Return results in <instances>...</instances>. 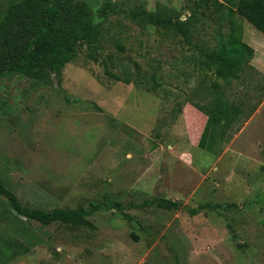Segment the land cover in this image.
<instances>
[{
  "label": "rangeland",
  "instance_id": "rangeland-1",
  "mask_svg": "<svg viewBox=\"0 0 264 264\" xmlns=\"http://www.w3.org/2000/svg\"><path fill=\"white\" fill-rule=\"evenodd\" d=\"M21 1L0 0V20ZM77 1L97 22L109 15L100 61L81 46L61 80L0 79V179L31 209L83 207L90 225H42L0 196V264H264V74L247 66L225 82L204 69L230 30L228 0ZM141 11L191 19L188 37ZM236 21L262 56L250 40L264 35ZM217 91L243 120L211 154L196 147L194 105Z\"/></svg>",
  "mask_w": 264,
  "mask_h": 264
},
{
  "label": "trees",
  "instance_id": "trees-1",
  "mask_svg": "<svg viewBox=\"0 0 264 264\" xmlns=\"http://www.w3.org/2000/svg\"><path fill=\"white\" fill-rule=\"evenodd\" d=\"M196 7V10L201 9L200 5ZM225 9L226 19L222 22L228 21L230 30L226 34L219 32L217 49L204 62V69L213 70L218 79L230 82L239 80V72L248 66L254 56V50L244 42L243 26L236 19L247 21L264 34V0H238L235 6L228 4ZM139 16L156 27L176 26L188 37L183 29L191 19L182 21L180 18H168L146 11H141ZM101 17L104 20L97 22L91 7L77 0H23L10 5L0 20V79L15 75L39 79L55 74L61 80L64 68L75 61L81 46H87L89 59L98 63L104 51L102 42L108 35L104 25L109 15L102 10ZM103 64L110 78L130 83L112 73L107 61H103ZM223 95V92L217 91L209 107L199 104L194 106L207 116L211 126L231 130L243 111L236 105L226 104ZM0 196L5 197L20 215L42 225L56 222L90 225L87 220L89 213L83 207L77 210L45 211L25 206L1 179ZM159 206L166 209L179 207L177 203L163 201ZM12 252L15 251L8 248L3 251L8 257Z\"/></svg>",
  "mask_w": 264,
  "mask_h": 264
},
{
  "label": "crops",
  "instance_id": "crops-1",
  "mask_svg": "<svg viewBox=\"0 0 264 264\" xmlns=\"http://www.w3.org/2000/svg\"><path fill=\"white\" fill-rule=\"evenodd\" d=\"M237 1L238 0H228V3L232 6H235L237 4ZM243 30H244V28H243ZM243 35H244V33H243ZM252 35H254V37H256V35L254 33H252ZM243 39H244V42L247 43L245 41V37H243ZM250 41L253 42V44L260 45V42L262 44H264V39H262V40L260 39L259 42L255 41L254 39H252ZM250 47L254 50V56L251 59L250 63L248 64V67L250 66V67H252V69H254V71H257L258 73L264 74V54L262 56H260L257 54V52H255L256 47L254 45L250 46ZM245 68H247V66ZM230 105H234V104H230ZM200 114L202 116L198 117L200 120V126L198 129V135L196 138L197 149L211 153V154H215L216 150H217L216 148H217L218 143H221L222 146H224V148L227 150L230 147L231 142L234 140L235 131L237 130L236 124L239 123L240 119H242L241 118L242 115L241 116L239 115L236 118V121L234 123L233 128L231 130H228L225 128H216L214 126H211V124L208 123V121H207V116L201 112H200ZM251 120H250V122H251Z\"/></svg>",
  "mask_w": 264,
  "mask_h": 264
}]
</instances>
